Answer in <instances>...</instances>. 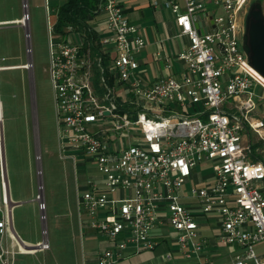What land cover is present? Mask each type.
<instances>
[{"label": "built area", "instance_id": "1", "mask_svg": "<svg viewBox=\"0 0 264 264\" xmlns=\"http://www.w3.org/2000/svg\"><path fill=\"white\" fill-rule=\"evenodd\" d=\"M251 1L164 0L188 44L176 56L184 65L180 76L162 75L150 85L136 77L145 42L135 36L119 0H99L97 6L112 35L109 65L101 54L84 50L79 35V44L67 42V36L52 46L59 157L74 160L78 153L101 176L87 181L78 200L90 230L112 244L96 264L124 259L129 248L133 254L152 250L161 216L176 232L174 242L186 261L218 264L201 259L206 242L199 235V215L215 218L218 242L237 249L227 264H264V161L256 159L264 154V120L255 116L264 101L256 90L264 92V84L242 50ZM28 20L23 5L17 24L27 43ZM163 59L170 70L171 60ZM13 67L19 66H0V72ZM2 118L0 100V263L15 264L22 251L13 239L9 246L3 241L11 203L3 176ZM131 131L137 132L133 143ZM198 165L212 171L211 182L202 187L190 182ZM36 202L44 222L42 195Z\"/></svg>", "mask_w": 264, "mask_h": 264}, {"label": "rangeland", "instance_id": "2", "mask_svg": "<svg viewBox=\"0 0 264 264\" xmlns=\"http://www.w3.org/2000/svg\"><path fill=\"white\" fill-rule=\"evenodd\" d=\"M63 1L0 0V21L19 19L25 5L30 36L27 43L25 30L20 25L0 24V66L23 65L29 60L32 65L30 71L18 68L0 72V100L3 106L1 136L5 171L10 197L21 203L13 208V224L23 238L33 237L34 230L40 234L39 212L33 218L29 204L31 198L40 194L46 205L44 224L50 242L53 232L57 234L52 223L53 217L62 211L76 210V206L78 208L75 176L78 175L80 179L85 175L97 180L101 178L95 166L86 165L80 154L74 153V160H62L59 157L55 101L49 66L52 46L62 41V37L52 31L51 23L55 16L54 11ZM254 2L258 0H252L250 5ZM261 6L264 15L263 0ZM67 42L79 44L80 38L71 33ZM27 47L30 49L29 53L26 52ZM254 75L264 84L262 78L256 73ZM196 108L199 110L201 106ZM257 112L264 116V111L257 109ZM134 133L137 132H130L132 143L137 140L133 137ZM252 137L256 139L254 135ZM37 166L40 172L37 171ZM196 171L190 182L193 186L197 184V187H201L204 180L211 177V168L198 165ZM32 220L35 221L37 229L32 225ZM166 242L169 243L168 240ZM176 252L178 251L174 250L169 253L174 255ZM174 259L175 264L190 262L181 255H176Z\"/></svg>", "mask_w": 264, "mask_h": 264}, {"label": "crops", "instance_id": "3", "mask_svg": "<svg viewBox=\"0 0 264 264\" xmlns=\"http://www.w3.org/2000/svg\"><path fill=\"white\" fill-rule=\"evenodd\" d=\"M153 1L157 2L156 8H153L151 5ZM163 1L119 0L126 18L136 29L135 36L141 37L145 42L144 48L137 55L139 68L136 72V77L146 85L152 84L162 75L179 77L181 70L184 68L183 63L176 60V56L187 46L188 39L185 36H179V30L171 13L165 10ZM21 17L19 19L0 21V24H17ZM89 24L98 34V46L101 55L104 57V64L109 65V58L113 55L114 45L111 40L112 35L105 30L103 15H95L89 20ZM157 53L160 54V57L156 55ZM163 56L171 60L170 70L166 69ZM18 68L20 67H13V69ZM258 92L264 96V92L260 90ZM263 106L264 101L257 105V109L262 112L264 111ZM255 116L257 119L264 120V116H260L257 110ZM69 154L71 155V153ZM259 155L260 160L264 161V154L261 153ZM195 172L197 173L196 169ZM195 172L194 175L196 174ZM211 178L212 175L208 179H205L202 186L209 184ZM74 179L79 197L81 191L87 187V181L90 178L85 175L83 179H80L76 175ZM186 187L187 184L185 185ZM187 201L192 202V200ZM10 203V226L4 229L3 241L4 244L9 246L13 239L16 249L22 251L16 255L15 264H96L100 252L112 249V244L109 240L96 235L90 230L88 227V217L79 209V206L78 208L76 206V210H65L53 217L52 223L54 229L57 230V234L53 232L52 242L47 238L45 224L41 220L40 234L34 230L33 237L29 239L23 238L15 230L12 216L13 208L20 206L21 203L15 202L11 197ZM29 204L34 218L35 214L39 212L36 195L29 200ZM160 218L161 221L156 225L153 232L156 245L152 250H142L139 253L133 254L131 253V248H129L126 257L113 264H175V256L181 255L174 242L177 234L169 226L164 216ZM197 218L200 225V238H203L206 242L201 253V259L208 258L218 264L229 263L231 256L237 249L218 242L220 232L218 222L213 217L199 215ZM210 222H212V225ZM31 223L37 229L35 221L32 220ZM167 240L169 243L166 242ZM43 242L48 244L47 250L41 249ZM174 250L178 252L174 255L169 253ZM194 263L195 260L188 262V264Z\"/></svg>", "mask_w": 264, "mask_h": 264}, {"label": "trees", "instance_id": "4", "mask_svg": "<svg viewBox=\"0 0 264 264\" xmlns=\"http://www.w3.org/2000/svg\"><path fill=\"white\" fill-rule=\"evenodd\" d=\"M98 4L99 0H64L54 11L52 31L63 39L71 33L77 34L83 40L84 50H89L92 56L100 55L98 34L89 24L97 15Z\"/></svg>", "mask_w": 264, "mask_h": 264}, {"label": "water", "instance_id": "5", "mask_svg": "<svg viewBox=\"0 0 264 264\" xmlns=\"http://www.w3.org/2000/svg\"><path fill=\"white\" fill-rule=\"evenodd\" d=\"M242 50L247 58L248 66L264 79V15L260 2H254L249 7L244 23ZM28 64L31 65L30 60ZM1 156L3 163V176L6 180V186L9 193L2 144ZM36 159L38 160L37 157ZM39 169V166H37V171L40 172ZM38 183H40V179ZM10 208L11 205L9 211Z\"/></svg>", "mask_w": 264, "mask_h": 264}, {"label": "bare ground", "instance_id": "6", "mask_svg": "<svg viewBox=\"0 0 264 264\" xmlns=\"http://www.w3.org/2000/svg\"><path fill=\"white\" fill-rule=\"evenodd\" d=\"M20 67V66H19ZM21 68H25L24 66L23 67H20ZM12 70V69H11ZM253 70V69H252ZM254 73H256L254 70H253ZM257 74V73H256ZM260 78H262L259 74H257ZM263 79V78H262ZM264 80V79H263ZM8 200V199H7Z\"/></svg>", "mask_w": 264, "mask_h": 264}]
</instances>
